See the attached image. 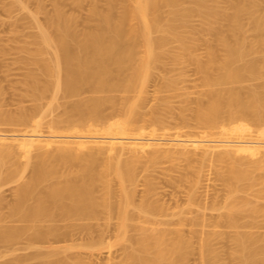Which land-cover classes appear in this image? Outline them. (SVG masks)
<instances>
[{
    "label": "bare ground",
    "instance_id": "obj_1",
    "mask_svg": "<svg viewBox=\"0 0 264 264\" xmlns=\"http://www.w3.org/2000/svg\"><path fill=\"white\" fill-rule=\"evenodd\" d=\"M13 1L27 9L35 28L15 47L25 67L21 95L32 106L0 109V186L17 182L13 203L0 196V241L27 234L28 246L36 247L48 238L66 240L74 230L86 240L51 244L35 263L16 257L0 264H87L69 251L82 247L98 256L115 244L122 253L105 264H187L190 235L159 227L164 221L155 218L166 206L152 197L151 171L163 158L189 162L178 169V179L170 178L188 181L190 198L202 172L190 163L220 164L215 173L228 192L224 204L234 205L215 222L239 227L245 211L253 221L264 217L262 205L240 195L250 190L264 198L256 187L264 183L256 172L264 170V0H226V6L222 0H52L49 11L42 0H33V11L24 0ZM67 2L88 4L90 18L68 11ZM189 63L200 75L198 91L182 90ZM247 79L261 81L243 88ZM55 103L60 111L46 119ZM141 168L148 174L137 200L133 186ZM113 215L115 238L105 241L94 220L104 218L108 226ZM11 221L30 226L6 224ZM256 230L236 231L233 255L241 264H264V244L256 243L264 231ZM212 233L201 238L210 264L217 254Z\"/></svg>",
    "mask_w": 264,
    "mask_h": 264
},
{
    "label": "rangeland",
    "instance_id": "obj_2",
    "mask_svg": "<svg viewBox=\"0 0 264 264\" xmlns=\"http://www.w3.org/2000/svg\"><path fill=\"white\" fill-rule=\"evenodd\" d=\"M27 4L29 10H36L37 3L35 1L24 0ZM43 5H45L46 10L52 9V0H42ZM221 5L226 6L227 1L222 0ZM65 8L68 11H73L81 16V18H90L88 14V4H85L83 7L78 8L73 3L67 2L65 3ZM45 14L40 13L39 19L44 22L45 21ZM192 24L198 26L200 24L199 16H193ZM17 29L18 34H15V30ZM16 31V32H17ZM35 33L34 24L31 22L27 9L21 8L18 4H16L13 0H0V90L4 93H0V109L8 110L9 109L15 110L20 103L32 106V101L28 96H22V92L24 91V86L21 83L22 78L24 77L25 67L23 64L18 62L19 53L15 47L22 39H28V36ZM27 37V38H26ZM21 42V41H20ZM3 46V50L1 47ZM2 51V52H1ZM198 52L201 55L205 54V45L201 44L198 48ZM167 68H164L163 72H166ZM185 73L188 77V80L184 82L182 89L183 91H198L201 89L200 82V75L198 74L195 66L192 63H189L185 67ZM154 79H157L156 77ZM157 81V80H154ZM253 80L247 79L244 83L242 82L243 88L249 86H255L261 80ZM264 81V80H263ZM260 83V82H259ZM258 83V84H259ZM241 84V83H240ZM238 84V85H240ZM254 84V85H253ZM228 85H231L228 83ZM242 85L240 87H242ZM245 85V87H244ZM22 86V87H21ZM227 86V84H225ZM152 88V86H151ZM192 101H194V97L196 92L193 94ZM59 103L64 102L65 99H58ZM191 102V105H195L194 102ZM58 103V102H57ZM55 103V107L53 105V109L51 114L47 116L46 119H50L53 114L60 111L61 107L60 104L57 105ZM181 102L180 100H176L175 104L179 105ZM62 104V103H61ZM57 105V106H56ZM1 123V122H0ZM2 124V123H1ZM5 126L2 124V127ZM1 127V125H0ZM24 160V157H21ZM21 161V160H20ZM189 165V162L183 159H170V158H163L158 164L155 170L151 171L154 174L155 180V191L152 195L153 198L160 200L165 204H162L165 208L163 211H159L155 214V218L164 222H168L165 224L164 222L159 225V227H171V228H178L181 229L185 234L190 235L189 237L192 238V251L187 255L186 261L187 264H210L209 259V252L207 246L202 247L201 245V238L205 236V232L213 231L212 235H210V243L215 250L216 254V261L214 264H241L239 258H236L233 255L234 250L238 247L237 240L235 238L236 231L240 232H249L256 230L260 232L264 231V217L261 216L257 218V220L261 218L260 221L256 219L253 221V217L249 215V212L245 211L244 215L242 214V218L238 223L241 224L239 227L233 226L228 221H220L217 223L215 222V215L218 213H226L228 208L234 204H224L225 202L229 201L228 192L226 187L224 186L223 182L219 177L216 176V168L220 166L216 161H206L200 162L199 160H193L190 165L193 167H200L201 171L199 175V183L193 186L194 188V195L191 197L193 198V203L189 204V199L191 196V184L188 181H176L175 183L171 180L170 175L174 178L178 179V169L184 168ZM63 166V165H62ZM65 167V166H64ZM67 167V166H66ZM63 169V167L61 168ZM67 169V168H65ZM64 170V169H63ZM258 170V169H257ZM260 175L264 178V170L259 169ZM148 174L147 171L144 169H140L139 172V180L134 187L136 199L139 200L144 193L145 184L144 180L146 175ZM178 174V175H177ZM144 175V178H142ZM177 175V176H176ZM198 178V175L196 176ZM142 178V179H141ZM17 182L7 183L0 186V196H3L6 200V203H13L15 198V188ZM257 188L264 189V183L259 184L256 186ZM241 196H248L251 199L262 207H264V198H257L253 191L248 192H241ZM192 200V199H191ZM216 203V204H213ZM206 207H205V205ZM10 204H4L2 211H8V206ZM208 206V208H207ZM214 206V208H211ZM130 209H133L130 206ZM205 211V212H204ZM161 212V213H160ZM176 212V213H175ZM165 213V215H164ZM167 214V215H166ZM175 214V215H174ZM205 214L206 220H202L200 215ZM166 217V218H165ZM190 217H194L195 219L192 220ZM160 218V219H159ZM163 219V220H162ZM170 221H168V220ZM252 219V225L249 226V220ZM113 222H110V221ZM117 218L113 215V218L109 220V225L104 226L105 221L104 218L98 219L95 221V227L103 228L105 231V241H114L115 236V225L114 223ZM166 220V221H165ZM192 220L193 222H190ZM93 221V222H94ZM115 221V222H114ZM256 221V222H255ZM102 222V223H101ZM104 222V223H103ZM62 223V222H61ZM192 223V224H191ZM217 223V224H216ZM249 223V224H248ZM254 223H259L255 227H253ZM7 225H15V226H25L27 224L19 221H11L6 222ZM103 224V225H102ZM116 224V223H115ZM261 224V225H260ZM114 225V227H113ZM30 226V225H27ZM100 226V227H99ZM253 228H252V227ZM109 227V228H108ZM95 228V229H98ZM113 228L115 231H113ZM108 231H106V230ZM32 229H28L31 231ZM74 230V234L68 235L66 240L62 238V240L55 241L54 238H48L41 241H37L36 247H29L28 246V235L23 234L16 240H3L0 241V261L3 260H14L16 257H24L27 258L29 263L37 262V258H34L35 255L41 254H48L51 252L49 245H61V244H68V243H77L86 240V235L79 234V230ZM114 234H112L111 233ZM110 232V233H109ZM203 232V235L201 234ZM112 234V235H110ZM207 236V235H206ZM205 236V237H206ZM258 245L264 244L263 239H259L256 242ZM105 251V252H104ZM101 254L97 255H89L88 251L82 247H77L71 249L69 252L74 255L73 253L77 252L80 253V256L84 259V261L88 262L87 264H105L108 261L111 263L114 260H117L121 255V248L119 244H115L112 248L110 253L105 249ZM110 257H109V256ZM111 258V259H110ZM107 261V262H105ZM110 263V264H111Z\"/></svg>",
    "mask_w": 264,
    "mask_h": 264
}]
</instances>
